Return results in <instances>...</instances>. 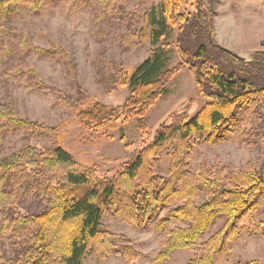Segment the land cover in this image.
I'll use <instances>...</instances> for the list:
<instances>
[{
	"label": "rangeland",
	"instance_id": "374dc122",
	"mask_svg": "<svg viewBox=\"0 0 264 264\" xmlns=\"http://www.w3.org/2000/svg\"><path fill=\"white\" fill-rule=\"evenodd\" d=\"M161 2L45 0L31 9L29 0H24L20 3V12L25 7L23 13L13 10L9 18L0 17V28L7 30L6 36H0V109L13 108L18 117L52 128L10 127L0 118V156L27 146H62L81 166L92 167L100 178L109 177L149 145L158 127L168 124L174 114L186 111L192 117L199 111L206 100L198 93L193 75L183 67L168 81L167 93L143 117H121L104 132L86 128L78 120L77 112L92 103L111 108L123 104L130 90L119 85L117 78H128L153 50L165 51L166 68L179 62L177 26L164 40L150 43L147 18L152 12H160ZM196 4L197 0H182L179 11H193ZM210 6L212 30L220 45L245 60H250L256 50H264V0H210ZM24 34L30 39L25 47L20 43ZM36 47L54 50L45 53ZM252 107L243 103L236 106L235 119L226 126L223 141L206 135L183 143L168 141L149 160L151 175L160 182L157 188L162 187L161 180L170 179L171 164H181L182 172L191 175L205 168L223 178L231 172L263 168L264 176V98ZM137 185L140 193L143 185ZM36 191L33 183L14 199L13 210L22 214L40 211L44 200L35 195ZM205 199L206 192L201 190L195 202L200 204ZM254 202L236 222L233 237L215 255V264H264V191L256 194ZM181 203L156 209L149 217L139 214L137 224L131 222L130 213H118L119 207L113 203L102 214L101 226L114 235L116 247L105 255L91 250L87 264H157L156 255L169 231L186 226L173 218L167 223L169 211ZM136 204H143L140 197ZM223 221L219 218L198 243ZM14 242L10 233L4 235L0 253L15 257ZM130 250L134 257L128 256ZM198 251V246L178 249L163 264H186Z\"/></svg>",
	"mask_w": 264,
	"mask_h": 264
},
{
	"label": "trees",
	"instance_id": "16d2710c",
	"mask_svg": "<svg viewBox=\"0 0 264 264\" xmlns=\"http://www.w3.org/2000/svg\"><path fill=\"white\" fill-rule=\"evenodd\" d=\"M23 2L0 0V17L9 18L13 10L23 13ZM181 2L162 0L160 12H152L147 18L152 45L168 37L177 26L179 62L166 68L165 51L153 50L128 73V78H117L119 85H127L130 90L123 104L111 108L95 102L79 110L77 117L86 128L102 132L111 130L121 117L141 118L167 93L168 81L183 67L193 75L206 103L192 117L186 111L174 114L168 124L158 127L149 145L109 177L100 178L92 167L81 166L62 146H27L0 156V239L10 233L17 244L15 257L0 253V264H87L91 250L105 255L116 247L114 235L101 226V216L110 205L116 203L118 213H130L134 223L139 214L149 217L156 209L178 201L182 203L169 211L167 223L173 218L186 226L169 231L156 255L157 264H163L178 249L197 246L199 251L186 264H215V255L235 234L236 222L253 207L256 194L264 191L263 168L231 172L220 178L209 169L191 175L182 172L181 164H171L172 175L169 180H161L159 189L160 182L151 175L149 160L170 140L183 143L206 135L216 142L223 141L226 126L235 119L236 106L243 103L254 108L264 98V50H256L250 60H244L215 39L210 0H197L195 10L185 12L179 11ZM42 3L45 0H29L31 9ZM6 31L0 28V36H6ZM20 43L27 46L29 37L22 35ZM34 49L45 53L54 50ZM0 118L6 119L10 127L52 130L18 117L13 108L0 109ZM137 182L143 185L140 193ZM33 183L37 187L35 195L44 200L43 208L29 214L13 210L14 199ZM201 190L206 192V199L197 204L195 198ZM139 197L142 205L136 204ZM221 217L222 225L198 243ZM133 255L128 252V256Z\"/></svg>",
	"mask_w": 264,
	"mask_h": 264
},
{
	"label": "water",
	"instance_id": "95a60500",
	"mask_svg": "<svg viewBox=\"0 0 264 264\" xmlns=\"http://www.w3.org/2000/svg\"><path fill=\"white\" fill-rule=\"evenodd\" d=\"M245 60V59H244Z\"/></svg>",
	"mask_w": 264,
	"mask_h": 264
}]
</instances>
